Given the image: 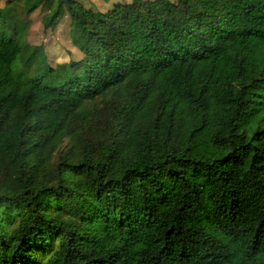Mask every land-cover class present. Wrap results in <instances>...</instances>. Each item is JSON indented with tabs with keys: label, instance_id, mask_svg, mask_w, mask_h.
I'll return each mask as SVG.
<instances>
[{
	"label": "trees",
	"instance_id": "obj_1",
	"mask_svg": "<svg viewBox=\"0 0 264 264\" xmlns=\"http://www.w3.org/2000/svg\"><path fill=\"white\" fill-rule=\"evenodd\" d=\"M125 1L0 9V264H264V0Z\"/></svg>",
	"mask_w": 264,
	"mask_h": 264
},
{
	"label": "rangeland",
	"instance_id": "obj_2",
	"mask_svg": "<svg viewBox=\"0 0 264 264\" xmlns=\"http://www.w3.org/2000/svg\"><path fill=\"white\" fill-rule=\"evenodd\" d=\"M6 1L0 0V9L4 7ZM169 1L173 2L174 0ZM80 2L85 3V5L95 4L104 11L111 10L113 6L126 3L125 0H108L107 2L105 0H80ZM15 6L19 20L27 22L29 25L26 37L28 47L41 46L47 65L53 68L59 64L81 60L82 55L73 42L75 35L65 15L57 25L49 28L50 17L42 8L36 9L31 15H26L23 1Z\"/></svg>",
	"mask_w": 264,
	"mask_h": 264
}]
</instances>
